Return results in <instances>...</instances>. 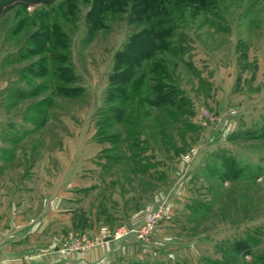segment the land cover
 I'll use <instances>...</instances> for the list:
<instances>
[{
    "label": "rangeland",
    "instance_id": "374dc122",
    "mask_svg": "<svg viewBox=\"0 0 264 264\" xmlns=\"http://www.w3.org/2000/svg\"><path fill=\"white\" fill-rule=\"evenodd\" d=\"M0 2V189H75L67 250L106 232L140 244L107 264H264V0L185 6V50L165 53L162 80L179 107L135 92L119 118L108 88L136 28L126 10L90 28L83 0ZM222 152L239 173H220Z\"/></svg>",
    "mask_w": 264,
    "mask_h": 264
},
{
    "label": "trees",
    "instance_id": "16d2710c",
    "mask_svg": "<svg viewBox=\"0 0 264 264\" xmlns=\"http://www.w3.org/2000/svg\"><path fill=\"white\" fill-rule=\"evenodd\" d=\"M17 1L26 4L48 3L51 0ZM83 1L89 3L86 18L90 28L101 26L105 18L104 14L108 11L111 13V10H126L128 12L126 20L136 27L126 36L121 47L114 54L112 72L109 74L112 86L108 88L109 96L113 101L110 107L111 116L119 118L123 111L120 102L131 100V95L135 92L139 95L136 98L151 105H168L173 109L179 107L180 92L169 83L162 81L164 78L168 81L170 79L165 68L167 61L165 53L181 54L185 50L179 38L181 32L176 31L177 19L182 15L185 6L193 3L196 6L207 7L212 0ZM65 91L70 92L68 89ZM260 127L264 128V119ZM220 158L221 174L231 176L239 173L241 167L235 164L232 156L222 152ZM244 242L243 238H238L233 241V246H241Z\"/></svg>",
    "mask_w": 264,
    "mask_h": 264
},
{
    "label": "crops",
    "instance_id": "0c3cea01",
    "mask_svg": "<svg viewBox=\"0 0 264 264\" xmlns=\"http://www.w3.org/2000/svg\"><path fill=\"white\" fill-rule=\"evenodd\" d=\"M74 190L0 189V264H107L118 255L139 256L140 244L133 233L115 239L106 232L98 246L81 252L64 247L75 225L74 203L65 198ZM129 211L123 222L133 227L139 210Z\"/></svg>",
    "mask_w": 264,
    "mask_h": 264
},
{
    "label": "built area",
    "instance_id": "2783aa9c",
    "mask_svg": "<svg viewBox=\"0 0 264 264\" xmlns=\"http://www.w3.org/2000/svg\"><path fill=\"white\" fill-rule=\"evenodd\" d=\"M149 221V220H148ZM148 225H149V223H148ZM120 233H119V231H115V236H118ZM82 240H84L83 242L84 243H86V245H88V244H91L92 243V241H89V240H87V239H83V238H81Z\"/></svg>",
    "mask_w": 264,
    "mask_h": 264
}]
</instances>
